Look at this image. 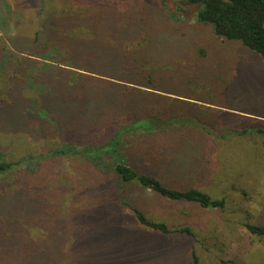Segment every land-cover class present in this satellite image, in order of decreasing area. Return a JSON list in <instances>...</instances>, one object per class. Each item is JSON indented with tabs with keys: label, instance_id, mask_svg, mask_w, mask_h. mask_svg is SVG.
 <instances>
[{
	"label": "trees",
	"instance_id": "1",
	"mask_svg": "<svg viewBox=\"0 0 264 264\" xmlns=\"http://www.w3.org/2000/svg\"><path fill=\"white\" fill-rule=\"evenodd\" d=\"M173 1L195 9L196 25L210 33L207 42L198 37L189 51L172 53L174 48L163 47L153 31H148L146 16L137 18V11L132 12L130 5L138 0H97L93 3L99 18H89L82 26L76 19L63 18L48 29L45 48L56 49L62 57L58 66L35 68L38 61L33 57L39 54L34 48L24 50L22 58L10 56L5 68L20 67L23 76L28 73L36 108L30 110L32 104L20 106L21 126L10 131L9 137L26 135V142L34 143L56 136L61 145L52 157H68L84 168L85 180L81 182L87 212L92 208L96 213L120 209L129 212L135 224L146 231L194 238L188 227L170 229L164 222L149 219L136 206L133 192L151 193L168 205L183 204L227 214L225 198L213 199L201 189L206 183H222L226 178L224 171L210 166L200 174L195 171L202 181L200 186L189 185L185 178L196 159L198 163L203 161L220 145L264 136V129L255 125L240 131L219 125L221 111L212 107L220 101L221 108L234 110L231 105L235 108L232 102L237 98L238 106L244 108L238 112L264 120V93L256 92L248 83L231 93L234 87L228 80L234 67L228 65L226 58H220L223 54L216 56L219 60L208 59L215 56V51L239 45L256 54L264 67V0ZM109 6L117 8L119 15L103 16ZM146 31L151 33L146 46L133 48ZM40 38L37 35L34 44ZM167 56L180 65L177 61L161 64L159 60ZM207 64L213 65L215 71ZM210 72L217 73L212 77ZM18 86L19 95L23 82ZM224 89L226 93L219 94ZM0 106L8 105L0 101ZM0 118L4 122L17 120L14 116ZM11 144L19 155L23 154L17 144ZM262 145L264 148V137ZM32 161L28 157L0 161V189L8 185L6 193L0 194V264L35 262V250L27 244L25 229L16 222L17 217L20 212H27V219L32 218L38 226L44 219L46 202L52 196L61 197L63 185L51 189L55 181L50 172L52 163L37 165L39 161ZM72 171L63 176L68 185L74 181ZM168 172L175 179L167 176ZM67 188L69 192L71 188ZM102 190L110 193L99 205ZM87 195H92V199ZM235 226L255 237L264 249V225L235 222ZM191 258L193 264L198 263L194 251Z\"/></svg>",
	"mask_w": 264,
	"mask_h": 264
},
{
	"label": "rangeland",
	"instance_id": "2",
	"mask_svg": "<svg viewBox=\"0 0 264 264\" xmlns=\"http://www.w3.org/2000/svg\"><path fill=\"white\" fill-rule=\"evenodd\" d=\"M94 1L97 0H0V101L8 105L0 106L3 107L0 109V116H14L17 119L4 122L0 118V161L11 162L28 157L34 164L39 161L37 165L52 163L50 172L54 173L52 177L55 181L51 182V189H59L63 185L61 197L55 198L51 193L53 199L48 204L46 202L44 219L40 222L42 224L37 222V226L32 218L27 219V212H20L19 218L17 217L16 222L21 223L25 229L27 244L35 250L33 264H193V251L198 256L197 264H264V249L258 240L248 235L241 226H235V222L264 225L263 135H254L252 139H234L220 145L221 148L211 152L203 161L199 160L198 163L196 159L192 172L185 178L189 185L200 186L202 181L198 179V173L204 168L210 166L224 171L226 178L222 183L214 185V181V186L206 183V187L201 189L213 199L225 198V215L183 204L168 205L151 193L133 192L136 206L149 219L164 222L170 229L188 227L193 231L194 238L178 234L168 237L146 231L135 224L129 212L120 209L96 213L92 208L87 212L81 182L85 180L82 175L84 168L68 157H52L53 151L61 145L56 136L34 143H27L26 135L9 137L10 131H17L21 126L19 119L23 115L20 106L32 104L33 107L29 108L34 110L36 95L30 88L28 73L23 76L20 67L10 68L7 65L5 68L6 61L10 56L22 58L25 56L24 50L34 48L39 54L38 57H33L38 61L35 68L42 65L54 68L58 66L57 63L61 64L62 57L57 54L56 49L45 48L47 44L44 37L48 29L61 23L63 18L76 19L80 26L89 18H99L100 13L94 6ZM130 8L132 12L137 11V18L146 16L148 31H153L163 47L174 48L172 53L180 49L187 52L198 37L204 42L210 37L207 29L196 25L195 9H188V6L176 4L173 0H138ZM117 14L119 15L117 8L109 6L103 16L115 17ZM148 31L134 42L133 48L146 46L151 34ZM37 35L41 38L34 44ZM161 49L164 51V48ZM208 54L211 55V51ZM222 54L220 58H226L228 65L235 69L228 80L230 87H234L231 93H235L236 89L239 90L246 83L254 87L256 92L263 90L264 93V67L256 54L235 45L226 47L223 51H215V56L211 55L208 59L219 60L216 56ZM167 58L168 56L159 61L163 65L177 61ZM191 62L198 64L197 61ZM177 63L180 65L178 61ZM210 73L214 77L217 72ZM22 82L24 88L18 95V85ZM218 92L226 93V89ZM237 99L232 102L235 108L231 105L234 110L221 108L220 101L216 103L217 106L212 107L221 111L219 125L231 131H240L250 125L264 129L263 119L238 112L244 108L238 106ZM29 101L32 102L28 103ZM11 143L17 144L23 154L19 155ZM27 149L28 152L24 151ZM69 171L74 172L71 178L74 181L70 185L63 179ZM166 175L171 176L169 172ZM7 187L8 185H4L0 189L1 195L6 193ZM67 187L71 188L69 192ZM109 193L110 190L106 193L102 190L97 203L100 205ZM87 196L90 200L93 197ZM110 196L113 200L114 196ZM9 199L11 201L12 196ZM25 201L26 199L23 200ZM25 224H28V228Z\"/></svg>",
	"mask_w": 264,
	"mask_h": 264
}]
</instances>
